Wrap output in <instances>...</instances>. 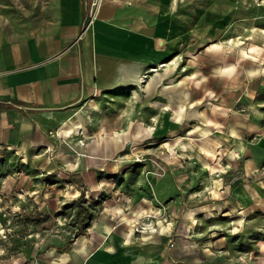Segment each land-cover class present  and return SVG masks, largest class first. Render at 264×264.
Instances as JSON below:
<instances>
[{"label":"rangeland","instance_id":"rangeland-1","mask_svg":"<svg viewBox=\"0 0 264 264\" xmlns=\"http://www.w3.org/2000/svg\"><path fill=\"white\" fill-rule=\"evenodd\" d=\"M57 1L0 0V38ZM68 2L107 69L144 38L139 81L49 114L47 146L0 149V264H121L123 238L127 264H264V0Z\"/></svg>","mask_w":264,"mask_h":264},{"label":"crops","instance_id":"crops-1","mask_svg":"<svg viewBox=\"0 0 264 264\" xmlns=\"http://www.w3.org/2000/svg\"><path fill=\"white\" fill-rule=\"evenodd\" d=\"M98 11L104 21L121 22L124 15L121 9L111 11L106 4H101ZM46 16L50 19L40 24L34 23L27 30L6 29L11 32L1 35L0 149L18 153L30 151L36 144L47 146L48 137L44 133L52 125V116L49 114H65L82 97L91 95L98 86L106 89L138 82L132 70L134 62L143 60V37L141 49L135 51L136 54L129 58L128 63L116 66L108 63L107 69L100 61L102 50L94 46L92 33L88 31L82 37L80 35L83 13L76 5L70 7L68 0H58L57 6L47 11ZM139 20H144V10H136L131 14L133 23ZM107 21L99 26L101 30L114 29L108 26ZM141 31L143 33L144 27ZM92 104L95 105V102L90 103L91 107ZM67 127H60L56 135L62 133L60 130L67 132ZM76 128L82 127H73L74 130ZM207 149H211L209 156L213 157V162L218 161V150L203 146V155L208 154ZM108 240L101 245V249L105 253H112L114 244L111 239ZM123 240L120 242L124 247L125 258L121 264H127L134 254L127 238V243H123ZM82 243L84 245L85 241H80ZM105 243L110 247H102Z\"/></svg>","mask_w":264,"mask_h":264},{"label":"bare ground","instance_id":"bare-ground-1","mask_svg":"<svg viewBox=\"0 0 264 264\" xmlns=\"http://www.w3.org/2000/svg\"><path fill=\"white\" fill-rule=\"evenodd\" d=\"M97 5H98V4H97ZM244 53H245V54H248V51L244 49ZM243 55H244V54H243ZM135 80H136V81H139L138 78L135 79ZM159 104H160V103H159ZM92 105L95 107L94 104H92ZM164 105H165V104H164ZM76 126H77V127H80V123H77ZM66 130H67V132L72 133L74 129H73L72 127H69V126H68ZM207 130H208V129H207ZM182 146H183V148H186V147H187V144H186V143H183ZM207 151H208V152H207L208 155H210V151H211V149H207ZM202 161H203L202 163H203V165H204L205 168H207V167L210 166V164H209V162H208L207 160H202ZM123 243H127V242H126V239L123 240ZM108 246L110 247L109 244L105 243L102 247L106 248V247H108Z\"/></svg>","mask_w":264,"mask_h":264}]
</instances>
